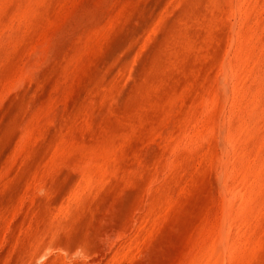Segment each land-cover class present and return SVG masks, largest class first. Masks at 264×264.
Returning a JSON list of instances; mask_svg holds the SVG:
<instances>
[{
  "label": "rangeland",
  "instance_id": "obj_1",
  "mask_svg": "<svg viewBox=\"0 0 264 264\" xmlns=\"http://www.w3.org/2000/svg\"><path fill=\"white\" fill-rule=\"evenodd\" d=\"M0 264H264V0H0Z\"/></svg>",
  "mask_w": 264,
  "mask_h": 264
}]
</instances>
